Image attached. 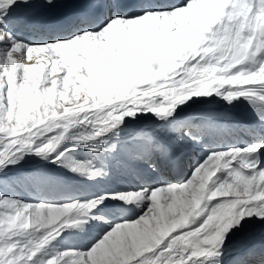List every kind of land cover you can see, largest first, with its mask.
I'll list each match as a JSON object with an SVG mask.
<instances>
[{
	"label": "snow or ice",
	"instance_id": "6c2138e0",
	"mask_svg": "<svg viewBox=\"0 0 264 264\" xmlns=\"http://www.w3.org/2000/svg\"><path fill=\"white\" fill-rule=\"evenodd\" d=\"M26 157L130 182L21 192ZM0 264H264V0H0Z\"/></svg>",
	"mask_w": 264,
	"mask_h": 264
},
{
	"label": "rangeland",
	"instance_id": "374dc122",
	"mask_svg": "<svg viewBox=\"0 0 264 264\" xmlns=\"http://www.w3.org/2000/svg\"><path fill=\"white\" fill-rule=\"evenodd\" d=\"M36 159H37V162H36ZM39 161H41V160H39V158H37V157H26L25 158V161L23 162V168H22V171L23 172H29V171H32L34 169H41L42 172H41V175H39L37 177H34L32 180L26 181L25 183L18 185L17 186V190L18 191H21V192H25V191H35V190H33V187L36 186V185L39 187V189L45 191V188L46 187L48 188V184L49 183H47V179L46 178L49 175L54 174V173H58L57 170H62V173H63V170L66 171V168H61L60 166H57V165L51 164V163L50 164L49 163H46L45 164V162H43V161H41V163H40ZM33 162L36 164V166H35V164ZM45 165H46V167H45ZM55 166H56V168H58V167L59 168L56 170ZM52 169H54V170H52ZM46 184H47V186H46ZM52 184H53V182H51L49 184V187H52ZM21 185H25L27 187V189L22 190L21 189ZM62 238H64L63 242L68 241L70 239L69 236H62ZM57 242H60V241L59 240H57V241L55 240V242L53 241V243L56 244L57 246H59L61 248L64 247L62 245V243H57ZM64 248H70V247H64Z\"/></svg>",
	"mask_w": 264,
	"mask_h": 264
},
{
	"label": "bare ground",
	"instance_id": "6f19581e",
	"mask_svg": "<svg viewBox=\"0 0 264 264\" xmlns=\"http://www.w3.org/2000/svg\"><path fill=\"white\" fill-rule=\"evenodd\" d=\"M47 56H48V54L47 53H40L39 54V59L38 60H40V59H43L44 60V62H46V59H47ZM38 60H35L34 62H37ZM31 62V61H30ZM31 63H33V62H31ZM210 98H207V99H201V101L199 102V103H196V104H193L192 106H191V108H185L184 109V112H190V111H193V110H197V108L196 107H194V106H200V105H202L204 102H206L207 100H209ZM211 101H214L212 98H211ZM245 103H247V104H249L248 103V101H244ZM142 123H144V122H142ZM80 158H84V154H83V152H81V154H80ZM40 160V159H39ZM36 162H37V159H36ZM40 163H41V161H39ZM34 163V162H33ZM35 164V163H34ZM38 164V163H37ZM46 164V163H45ZM50 164V163H49ZM42 165V164H41ZM35 166H36V164H35ZM45 167H46V165H45ZM49 168V167H48ZM52 168V167H51ZM55 168H56V166H55ZM59 168V167H58ZM58 168H56V170L58 169ZM48 170V169H47ZM52 170H54V169H52ZM50 171V170H49ZM58 171V173H59V170H57ZM65 171V170H64ZM53 173V172H52ZM56 175V174H55ZM54 174L53 175H51L48 179H47V181H53L54 180V178L55 179H59V177H57V176H55ZM43 178V177H42ZM69 178H67V177H62V180L60 181V182H58V181H56V185H55V187L53 188V189H50L49 191H52V190H54L55 188L58 190V189H60V188H62V187H65V186H67V187H77V186H81V185H86V183H78V184H75V183H72L71 181H69L68 180ZM48 183V182H47ZM98 184H97V182H95V184H92V186L93 187H96ZM46 186H47V184H46ZM49 186V185H48ZM36 188H38V186L36 185V186H34L33 187V189H35L36 190ZM47 188V187H46ZM45 188V189H46ZM21 189L22 190H25V189H27V187L25 186V185H21ZM31 189V188H30ZM108 207H117L118 206V204L117 203H108V204H106ZM59 239V241L60 242H57V243H62V245L66 242H63L62 241V238H60V237H58ZM63 240H64V238H63ZM57 241V240H56ZM68 241H70V240H68ZM55 242V241H54ZM67 244V243H66ZM67 246H69L68 244H67ZM64 248V247H63Z\"/></svg>",
	"mask_w": 264,
	"mask_h": 264
}]
</instances>
